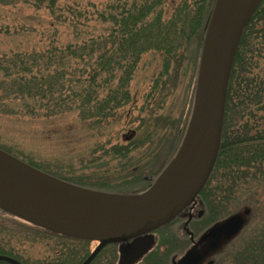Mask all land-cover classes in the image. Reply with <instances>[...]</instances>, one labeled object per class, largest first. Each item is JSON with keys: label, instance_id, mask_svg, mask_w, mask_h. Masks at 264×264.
<instances>
[{"label": "trees", "instance_id": "obj_1", "mask_svg": "<svg viewBox=\"0 0 264 264\" xmlns=\"http://www.w3.org/2000/svg\"><path fill=\"white\" fill-rule=\"evenodd\" d=\"M56 2L0 0V4L8 6L31 3L53 16L57 12ZM213 3L214 0H110L104 11L97 14L98 20L106 24L104 33L63 49L54 47L46 55L27 58L18 52L1 56V115L16 114L8 108V102L16 101L24 103L32 114L43 111L50 117L76 113L81 129L94 140L87 152L78 157L77 169L73 164L53 165L16 152L29 159L30 166L79 187L124 195L146 190L147 181L158 176L174 158L185 133ZM76 15L80 17L79 12ZM148 55L156 66L143 105L131 120L136 123L134 135L119 144L101 142L103 131L114 122L117 112L136 101L130 83L143 57ZM69 57L84 68L68 70L69 64L65 65L64 60ZM189 62L188 96L183 108L177 116L163 113ZM53 65L56 67L51 69ZM263 185L264 0L249 20L234 59L219 152L198 197L205 209V226L231 213L238 197L246 196L241 203L249 197L254 199ZM22 229L0 222V255L23 264H80L88 254L89 241L55 234L52 237L56 238V246H46L50 252L57 249V256L33 261L23 258L11 242L31 246L39 242L40 233H52ZM256 235L254 245H264V229ZM262 259L243 248L233 256V264H264ZM91 264H96L95 260Z\"/></svg>", "mask_w": 264, "mask_h": 264}, {"label": "water", "instance_id": "obj_2", "mask_svg": "<svg viewBox=\"0 0 264 264\" xmlns=\"http://www.w3.org/2000/svg\"><path fill=\"white\" fill-rule=\"evenodd\" d=\"M262 0H215L205 31L190 118L179 149L152 185L124 195L82 188L46 174L0 149V210L45 231L98 243L133 240L120 264L153 245L150 232L192 205L215 164L228 83L243 32ZM130 132L125 140L130 139ZM245 209L209 227L177 264H203L245 224ZM201 214V213H200ZM0 261L21 264L5 256ZM208 262L207 264H211Z\"/></svg>", "mask_w": 264, "mask_h": 264}, {"label": "rangeland", "instance_id": "obj_3", "mask_svg": "<svg viewBox=\"0 0 264 264\" xmlns=\"http://www.w3.org/2000/svg\"><path fill=\"white\" fill-rule=\"evenodd\" d=\"M109 2L110 0H57L55 3V9L57 10L55 16L48 13L44 8H34L31 3H17L13 6L0 4V57L18 52L26 54L27 58H30L29 55H46V51L54 47L63 49L69 44H79L87 38L104 33L106 24L98 20L97 14L98 12L102 13ZM78 12L80 17L76 15ZM57 15L59 16L58 19ZM64 62L65 65L69 64L68 70L84 68L81 63H77L71 57L65 58ZM154 66L156 65L150 55L143 57L130 83V91L136 101L117 112L118 115L115 117L114 122L103 131L101 142H109V145L119 144L124 139L122 137H128L129 133L135 130L136 123L131 120L139 113L138 111L143 105V97L149 91V78L154 71ZM55 67L56 65H53L51 69ZM184 70L180 86L165 104L162 110L163 113L170 112L175 116L179 115L185 100H187L190 62ZM8 103V108L14 109L17 113L13 115L0 114V147L19 159H23L26 163L29 159L23 158L16 150L27 153L37 160L48 161L53 165L73 164L74 168L77 169L78 157L87 152L94 140L87 137L81 129L76 113H65L64 115L49 117V113L43 111L39 114L27 112L26 105L22 102ZM128 112L130 113L129 115H127ZM108 147L106 146V148ZM154 179L148 180L147 185L149 186ZM245 198L246 196L238 197L230 210H233L232 212L238 211L239 207L244 205L241 202ZM254 199L257 201L255 211L258 212L254 228L258 229L260 221H264V185L258 190ZM199 209L203 210L202 207H197L196 211ZM0 222L9 228L34 230L26 222L1 210ZM204 222L201 220L193 227L205 229ZM257 231H260V229L256 230V234ZM254 234H251V238ZM256 234L252 239L248 238V240H245V230L236 240L235 245H233V256L241 252L243 248H251L254 250L255 256L263 257L260 260L263 262L264 245L256 246L254 244L257 239L252 241L257 236ZM2 236L8 235L3 234ZM12 238L15 239V237ZM89 243L88 248L90 251L94 247V243ZM20 244L22 242L17 243V245L11 242L16 253L18 251L20 255L24 256L23 258L33 261L47 256L48 252L43 246L47 244L56 246L57 243L52 240V242H37L31 246L29 244ZM224 245L225 243L222 247ZM175 250V245H172L166 253L164 252L166 262ZM211 256L206 254L205 259L208 260ZM177 257L179 259V256Z\"/></svg>", "mask_w": 264, "mask_h": 264}, {"label": "flooded vegetation", "instance_id": "obj_4", "mask_svg": "<svg viewBox=\"0 0 264 264\" xmlns=\"http://www.w3.org/2000/svg\"><path fill=\"white\" fill-rule=\"evenodd\" d=\"M245 202L244 205L239 207L240 209L238 211L231 212L230 214L220 218L219 220L213 221L212 224H210L205 229H197L193 226L203 219L205 209L203 210L199 209L196 211L197 207L203 208V206L201 200L195 201V203L187 207L179 215L180 217L177 216L176 219L173 222H171L169 225L150 232L148 235L152 236L153 245H151V247L140 258L136 259L131 264H177L178 260L182 256H184L186 251L191 246H193L196 240L204 233V231L207 228L212 226L214 223L221 221L226 217H229V215L231 214L237 212L241 213L246 209L247 213L245 214V220H244L245 224L241 228L240 232L235 237L227 241L224 247H222L217 252H214L211 258L203 263V264H207L208 262H212L211 264H233V253H234L232 251L233 245H235V243L237 242L236 240L243 234V232H245L246 230V235L244 239L248 240V238L252 239L255 236L256 230L264 229V221H260L261 223H259L258 229L254 228V222L257 220L256 214L258 213L255 211L256 210L255 208L257 207V201L251 198H247V201ZM214 213L213 216L215 215ZM258 232L259 231H257V233ZM251 234H254L252 238H251ZM52 235L54 234L51 235L48 234L46 236L43 234H39L38 235L40 237L39 242L42 241L52 242V240L56 239L55 237H52ZM43 236L46 238H43ZM132 242L133 240L106 245L98 252V254L89 264H91L94 260L96 264H120L121 254L125 253L129 249V246L131 245ZM91 243H94V247L90 251L88 248V254L80 264H82L89 257V255L94 251V249L98 245L96 242H91ZM172 245H175L176 250L175 252H173L172 256L166 262L165 253ZM43 247L48 252L47 255L52 256L53 254L54 256H57L59 254L57 249L53 250V252H50L47 246H43ZM180 250L182 253L180 252ZM250 250L254 251L251 248L246 249V251L249 252ZM177 256H179V259Z\"/></svg>", "mask_w": 264, "mask_h": 264}]
</instances>
